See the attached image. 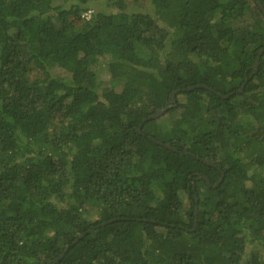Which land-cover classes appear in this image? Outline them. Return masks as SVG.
<instances>
[{
  "label": "trees",
  "instance_id": "16d2710c",
  "mask_svg": "<svg viewBox=\"0 0 264 264\" xmlns=\"http://www.w3.org/2000/svg\"><path fill=\"white\" fill-rule=\"evenodd\" d=\"M0 264H264L256 0H0Z\"/></svg>",
  "mask_w": 264,
  "mask_h": 264
},
{
  "label": "water",
  "instance_id": "95a60500",
  "mask_svg": "<svg viewBox=\"0 0 264 264\" xmlns=\"http://www.w3.org/2000/svg\"><path fill=\"white\" fill-rule=\"evenodd\" d=\"M257 1V3H258V5H259V7L263 10L264 8H263V6H262V4H261V2L259 1V0H256ZM259 52H261V51H259ZM257 62H258V58H257V60H256V64H257ZM255 64V65H256ZM175 93H176V91H172L171 93H170V95H169V104L168 105H166L165 107H163V108H159V109H157L156 110V112L154 113V114H152V115H150L149 117H147L146 119H148V118H156V117H158L162 112H164L167 108H169L173 103H174V95H175ZM145 119V120H146ZM144 120V121H145ZM139 128H140V126H139ZM138 128V129H139ZM157 143H159V144H163V143H161L160 141H156ZM163 145H165V146H167V147H169V145H167V144H163ZM205 179V178H204ZM222 180V176L217 180V182L214 184V186H216L218 183H220V181ZM196 212H197V210H196ZM195 222H196V217H195V220H194V224H195ZM75 241H77V239L75 240ZM74 241V242H75Z\"/></svg>",
  "mask_w": 264,
  "mask_h": 264
},
{
  "label": "rangeland",
  "instance_id": "374dc122",
  "mask_svg": "<svg viewBox=\"0 0 264 264\" xmlns=\"http://www.w3.org/2000/svg\"><path fill=\"white\" fill-rule=\"evenodd\" d=\"M89 13H90V11H88V12H86V13H83V15H86V16H88V15H89Z\"/></svg>",
  "mask_w": 264,
  "mask_h": 264
}]
</instances>
